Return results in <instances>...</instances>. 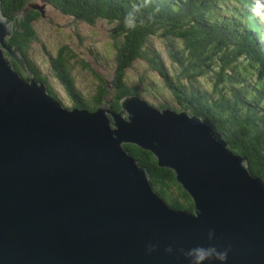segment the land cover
Returning <instances> with one entry per match:
<instances>
[{
  "label": "water",
  "instance_id": "95a60500",
  "mask_svg": "<svg viewBox=\"0 0 264 264\" xmlns=\"http://www.w3.org/2000/svg\"><path fill=\"white\" fill-rule=\"evenodd\" d=\"M11 27L0 13V264H189L177 250L209 244L230 249L223 264H264V180L209 118L138 94L118 110L64 107L6 42ZM125 143L170 169L192 210Z\"/></svg>",
  "mask_w": 264,
  "mask_h": 264
},
{
  "label": "trees",
  "instance_id": "16d2710c",
  "mask_svg": "<svg viewBox=\"0 0 264 264\" xmlns=\"http://www.w3.org/2000/svg\"><path fill=\"white\" fill-rule=\"evenodd\" d=\"M40 1L82 21L107 19L114 23L113 37L118 36L113 76L106 84L92 71L99 82L90 100L75 90L65 68L70 49L67 46L58 49L53 67L73 99L71 106L93 110L100 103H107L118 110L125 96L135 93L143 96L139 87L145 81L144 75L135 83L129 82L126 74L135 60H141L161 81L162 90L175 100L173 105L159 102L156 107L174 106L209 118L229 148L245 156L249 170L264 180V52L257 49L250 37H240L233 28L209 21L214 0H188L173 12L161 1L147 0L146 6L136 12V26L132 29L125 27V17L134 5H144L145 0ZM175 1L167 0V3L175 7ZM0 13L12 26L6 42L18 48L31 75L44 81L59 101L34 59L28 57L30 42L36 38L34 21L42 15L40 10L32 8L29 0H0ZM157 34L164 40L162 52L150 40ZM165 58L175 60L179 67L168 72ZM13 64L26 79L30 76L14 61ZM108 86L112 90L110 94ZM123 146L147 168L152 186L169 204L192 210L191 198L170 169L159 167L148 150L131 143Z\"/></svg>",
  "mask_w": 264,
  "mask_h": 264
},
{
  "label": "rangeland",
  "instance_id": "374dc122",
  "mask_svg": "<svg viewBox=\"0 0 264 264\" xmlns=\"http://www.w3.org/2000/svg\"><path fill=\"white\" fill-rule=\"evenodd\" d=\"M29 3L44 7V12L34 21L36 38L30 42L28 57L34 59L37 69L46 77L59 101L68 107L73 104V99L53 67L58 49L67 46L72 55L67 56L65 68L73 80L75 90L85 100H90L99 82L92 71L98 73L106 84L113 76L116 66L115 43L118 38L113 37L114 23L107 19H96L90 23L64 14L51 5H41L43 3L39 0H29ZM151 40L157 48H161L162 41L157 36H153ZM18 51L17 56L21 57ZM126 74L128 81L135 83L139 81L140 75L145 76V81L139 88L148 102L154 105L165 101L175 104V100L162 90V84L155 79L154 73L146 68L143 61L135 60ZM108 88V94L112 93L109 86Z\"/></svg>",
  "mask_w": 264,
  "mask_h": 264
},
{
  "label": "clouds",
  "instance_id": "9594fccd",
  "mask_svg": "<svg viewBox=\"0 0 264 264\" xmlns=\"http://www.w3.org/2000/svg\"><path fill=\"white\" fill-rule=\"evenodd\" d=\"M146 3H147V0H145L144 5H141V4L134 5L133 10L127 13V15L125 17V21H124L126 28L132 29L136 26L135 14H136V12L140 11V9L142 7L146 6ZM59 102L63 105V103L61 101H59ZM100 104H102V103H100ZM105 104L107 105V103H105ZM63 106L67 107L65 105H63ZM73 107L74 106H68L67 108H73ZM76 108L86 109V108H79V107H76ZM95 109H93V110H95ZM86 110H88V109H86ZM89 111H92V110H89ZM212 239H213V231L210 230L208 233V240L211 241ZM154 247H155L154 245H149L148 250L152 251L154 249ZM165 250L170 254L173 252L172 246L167 247ZM229 250H230L229 248H224L223 250H220L215 245L209 244L208 246L197 245V246L192 247V248L187 249V250H185L184 248L181 247L177 251L179 252L180 255L184 256L185 258H187L189 260V264H204V262L206 260L210 261L213 259L218 260V261L222 262V264H223V262L227 260Z\"/></svg>",
  "mask_w": 264,
  "mask_h": 264
},
{
  "label": "bare ground",
  "instance_id": "6f19581e",
  "mask_svg": "<svg viewBox=\"0 0 264 264\" xmlns=\"http://www.w3.org/2000/svg\"><path fill=\"white\" fill-rule=\"evenodd\" d=\"M108 105V104H107ZM192 114H195V115H197L196 113H192ZM192 114H190V115H192ZM199 118H201V117H204V116H200V115H197Z\"/></svg>",
  "mask_w": 264,
  "mask_h": 264
}]
</instances>
